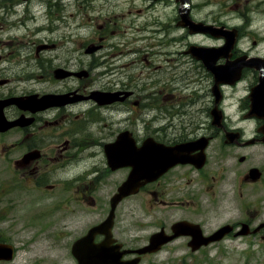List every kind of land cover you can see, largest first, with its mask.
I'll return each instance as SVG.
<instances>
[{
  "label": "flooded vegetation",
  "instance_id": "af4514ba",
  "mask_svg": "<svg viewBox=\"0 0 264 264\" xmlns=\"http://www.w3.org/2000/svg\"><path fill=\"white\" fill-rule=\"evenodd\" d=\"M67 1L0 0L1 36L7 35L5 25L13 18L19 24L9 30L15 33H19L27 21L37 22L33 12L49 13L47 19L55 21L57 15L53 12L64 10ZM148 1L156 6L164 0ZM261 2L264 18V0ZM190 3L192 10L191 0ZM181 7L182 4L178 8L177 27L185 33L181 39L186 44L179 54L185 59H166L168 64L172 60L178 62L176 74H180L181 79L180 75L177 79L171 78L175 83H162L160 78L152 76L153 71L148 70L153 66L162 68L156 62L151 64L157 54L151 47H155L154 44L127 48L124 39H119V32L107 22L99 43H91L86 48L88 61L84 65L81 62L76 67L67 62L54 72L57 81L79 79L78 86L49 92L21 90L12 87L13 79L3 76L7 69L0 68V112L4 120V123L0 122V161L5 162L6 168V178L0 180V264L16 263L21 245L27 242L24 238L20 243L17 235L27 232L29 192L31 188H44V168L51 162H59L58 156L68 153L72 146H78L75 153L83 150L73 163L74 157L70 156L72 167L84 164L91 156L95 161L101 160L95 156V150H91L98 144L95 140L92 142V129L94 123L102 121L98 117L104 119L105 113L115 127L99 144L106 160L105 176L116 174L122 178L109 196L108 211L99 224L109 217L112 199L133 172L134 159L142 160L143 153L148 157L143 159L148 162L143 166L156 168L166 163L171 166L136 194L120 202L111 229V240L115 241L112 247H82L76 253L74 247H66L71 264H109L113 257L112 264H150L153 257L166 253L167 249L170 254L178 253L179 250L173 247H182L180 258L171 257L167 264H264V27L263 32L257 34L250 29L252 24L246 16H242L243 22L237 24L238 17L227 19L219 15L213 17L212 22L208 19L196 21L190 14L195 22L217 28H203L206 32L192 33L189 27L181 25ZM41 46L32 56L37 62L45 53L43 50L56 47V44ZM206 50L215 53L211 55V61L206 60ZM134 54L136 60L126 62V56ZM97 55L101 64L95 66L93 58ZM12 56V53H6L0 55V60ZM138 61L144 64L141 68L147 69L148 73L141 68L143 74H136L135 69L128 71ZM37 62L33 67L43 68ZM30 66L28 64L26 68ZM57 70L66 76L57 78ZM94 70H101L100 86L94 85ZM218 71H223V76H217ZM95 94L100 97V102L94 100ZM45 95L62 99L55 105L26 103L30 97L36 96V100H40ZM93 109L99 111L96 121H89L85 133H81L83 136L72 145L75 140H71L74 132L71 124L86 120ZM78 110L81 114H77ZM122 121L127 124L123 125ZM79 127L83 130L84 124L81 122ZM180 147L183 155H187L183 161L173 156V153L179 154L177 148ZM110 152L111 155H123L113 160ZM0 165L3 166L2 162ZM14 192L17 195H13ZM144 193L149 198L147 205L150 203L149 206L162 215L154 219L156 230L141 242L140 236L136 238L130 234V227L139 231L148 225H144L134 212L119 214V209L125 202L137 200ZM86 199L84 193L81 200L86 202ZM230 206L232 211L228 215ZM34 211L38 216L45 214L44 211L39 214L38 208ZM180 223L184 224L180 236L160 251L139 253L149 246L153 236H173L174 226ZM105 240V235H98L94 243ZM207 241L210 242L206 244ZM47 252L41 253V257H36L31 264H56L57 260L51 259Z\"/></svg>",
  "mask_w": 264,
  "mask_h": 264
},
{
  "label": "rangeland",
  "instance_id": "374dc122",
  "mask_svg": "<svg viewBox=\"0 0 264 264\" xmlns=\"http://www.w3.org/2000/svg\"><path fill=\"white\" fill-rule=\"evenodd\" d=\"M191 2L190 14L196 21L208 19L214 22L213 17L220 15L221 18L227 19L238 17L236 23L239 24L243 22L242 16H246L250 19L249 22L252 24L250 29L253 32L257 34L260 31L263 32L264 18L261 11L263 8L260 7L261 0H191ZM67 3L64 10L53 12V15H57L53 22L47 19L49 13L39 11L32 13L38 21H27L22 25L19 33L9 30L11 26L19 24L16 18L5 25L7 35L1 36L2 30H0V55L13 54L11 59L3 58L0 60V68L7 69L3 76L13 79V88L20 87L21 90L27 88L30 91L37 89L41 92H49L62 89L65 86L69 88L73 85L78 86L81 83L78 82L79 79L57 81L54 72L59 66H63L67 62L74 63L76 67H79L81 62L84 65V62L88 61L85 55L86 48L91 43H99L106 22L119 32V39H124L123 43L128 44L127 48L140 47L141 44L144 46L148 43L154 44L155 47H151L153 52L157 54L155 55L156 60H152L151 64L156 62V65L162 68L153 66L148 70L153 71L152 76L160 78L159 81L162 83L176 82L171 80L177 79L180 75L176 74L175 65L178 62L172 60L168 64L166 59H185L183 55L179 54L186 44L181 39L185 33L180 27H177L180 3H176L175 0H164L156 6H153L148 0H68ZM58 18L60 20H57ZM164 21H166V25H164ZM200 26L197 25V27ZM147 37L149 39H146ZM6 42L11 43L8 45ZM44 43L56 44V47L43 50L45 53L40 56L38 60L40 62H37L32 56ZM74 52L75 54L72 55ZM164 52L168 54L165 55ZM136 57V54L126 56V62L132 63ZM36 62L42 64L43 68H34ZM93 63L95 66L101 64L100 56L97 55L93 58ZM28 64L31 65L29 69L26 68ZM142 66L144 64L138 61L136 64H132L128 71L132 72V69H135L136 74H143L139 70ZM83 67L85 69L86 66ZM142 70L146 73L149 72L147 69ZM101 79V70H94V85L100 86V83L102 84ZM179 79H181V75ZM77 114H81V110H78ZM97 115H99V111L93 109L92 113L87 114L86 120H78L79 122L71 124V128L74 129L71 140H75L72 141V145L76 144L78 139L83 136L81 133H85V129L89 125L88 122L96 121ZM98 119L102 121L94 123L92 129L94 136L92 142L98 144L93 146L91 150H95L97 154L95 156H99L101 160L95 161V158L91 156L84 164L72 167L74 160L83 152L80 150L75 153L78 146H72L68 153L58 156L59 162H51L48 168H44V188L30 189L27 232L17 235L20 243L24 238H27V242L25 245H21L20 256L14 264H31L36 257H41L46 251H48L47 255L51 259L57 260L56 264H71L67 258L66 247H72L76 240L86 235L92 227L105 219V214L108 211V198L120 185V183L116 184L122 177H118L116 174L112 177L105 176L106 160L101 153L102 147L100 148L99 144L103 143L102 138L108 136L115 127L107 118L106 113L104 119L101 117ZM81 122L84 124V131L79 130L82 129L79 127ZM108 122L109 124H107ZM122 124L126 125L127 123L122 121ZM140 126L142 127L143 124L141 123ZM70 156L74 157L71 164ZM0 162L3 164V166L0 165V180L2 181L6 178L4 172L6 168L5 162ZM53 185L57 188H49ZM84 193L88 197L86 202L81 200ZM13 195H17V192H14ZM33 195L34 197L30 198ZM148 200L149 198L144 193L137 200L125 202L119 209V214L121 212L125 214L129 211L134 212L144 225H148V228L139 231L130 227V234L133 233L136 238L140 236L141 242L146 235L156 230L153 225L154 219L162 215L159 210L151 208L150 203L147 205ZM34 208H38L39 214L44 211V216L42 213L40 214L42 217L38 216L37 210L34 211ZM231 208L232 206L227 210L228 215L232 211ZM152 211H154V217L151 216ZM20 220L25 221V219H18V221ZM51 248L53 250H50ZM173 248L178 249V253L170 254L167 249L166 253L163 252L153 257L154 261H150V264H167L171 257L180 258L179 254L182 247Z\"/></svg>",
  "mask_w": 264,
  "mask_h": 264
},
{
  "label": "water",
  "instance_id": "95a60500",
  "mask_svg": "<svg viewBox=\"0 0 264 264\" xmlns=\"http://www.w3.org/2000/svg\"><path fill=\"white\" fill-rule=\"evenodd\" d=\"M178 1L182 4V7L180 9V15H181V20H182L181 25L185 26V27H189L192 33L198 32L196 30H199V29H197L198 28L197 25H199V24H196L195 22H193L190 19V11H191L190 10V0H178ZM201 26H203V25H201ZM208 29L211 30L213 28L208 27ZM222 34L227 36L229 33L223 32ZM229 36H230V34L228 35V37ZM206 51H208V57L206 58V56H207L206 55L205 58H206V60L211 61L209 59L211 58V55H213L215 53L213 52V50H206ZM210 68H211V66H210ZM59 73H60V75H59ZM216 74L219 77L223 76V71H220V72L218 71ZM56 75H57V78H63L64 77V74H62L61 71H57ZM36 98H37L36 96L30 97L27 99L28 101H26V100L25 101H26V103L36 104V102H37ZM96 98H97L96 99L97 101L100 100V98L98 96H96ZM60 99H62V97L45 96V97H43V99L40 100V102L48 103V104H52L55 102L54 103V105H55V104H57L56 100H60ZM0 115H1L0 116V122L3 121V123H4L2 112H0ZM177 149H178L179 154L173 153V156H175V158H179L180 160L186 159L187 155L186 154L183 155V153L181 152L182 147L177 148ZM165 152H167V151H165ZM111 153L112 152H110V155H111ZM116 155H118L120 157L123 154H116ZM141 161H142V163L140 164ZM146 163H148V162H144L143 160H135L134 159V164L135 165L138 164V165H140V167H136L135 165H133L134 169L130 175L129 180L123 186L120 187L119 193L112 199V211H111L109 218L103 224L92 228L85 237L76 241L73 245L74 253L77 252L78 248H82V247H112L111 244H113L115 241L111 240V229L113 227V222H114V218H115V211H116V208H117L119 202H121V200L123 198H125L129 195L136 194L142 186H144L148 182H151L152 180H155L157 177L161 176L169 168V167H167V168L164 167V165L166 166V164H163L162 167L160 165L159 167H156V168H153V167L152 168L151 167L146 168L149 166H145V167L141 166V165H145ZM183 227H184L183 223L175 225L174 226L175 234L171 237H168V238L163 237L164 234H158V235L153 236L151 238L150 246H148L144 249H141L139 251V253L140 254H146V253L158 252L159 250H161L163 245L168 244L169 242H171L172 240H174L175 238L180 236V234H181L180 231L182 230ZM97 235H106L107 238L103 243L94 244V239ZM212 240L213 239H210V241H212ZM210 241H207L206 244H208V242H210ZM113 259H114V257L110 258L109 264H112ZM80 264H84V263L80 262ZM117 264H119V263H117Z\"/></svg>",
  "mask_w": 264,
  "mask_h": 264
},
{
  "label": "bare ground",
  "instance_id": "6f19581e",
  "mask_svg": "<svg viewBox=\"0 0 264 264\" xmlns=\"http://www.w3.org/2000/svg\"><path fill=\"white\" fill-rule=\"evenodd\" d=\"M212 30V29H211ZM149 167H151L150 165H148ZM152 168V167H151ZM153 168H155V167H153Z\"/></svg>",
  "mask_w": 264,
  "mask_h": 264
}]
</instances>
